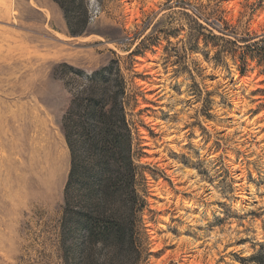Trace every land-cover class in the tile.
Wrapping results in <instances>:
<instances>
[{
    "label": "rangeland",
    "instance_id": "rangeland-1",
    "mask_svg": "<svg viewBox=\"0 0 264 264\" xmlns=\"http://www.w3.org/2000/svg\"><path fill=\"white\" fill-rule=\"evenodd\" d=\"M86 4L87 29L71 36L53 0H0V264H65L78 243L62 240L60 125L80 85L59 66L89 75L117 57L148 167L145 264H257L264 62L244 46L264 37V0Z\"/></svg>",
    "mask_w": 264,
    "mask_h": 264
},
{
    "label": "trees",
    "instance_id": "trees-1",
    "mask_svg": "<svg viewBox=\"0 0 264 264\" xmlns=\"http://www.w3.org/2000/svg\"><path fill=\"white\" fill-rule=\"evenodd\" d=\"M53 1L64 14L68 33H85L86 0ZM244 47L250 59L264 62V37ZM59 67L72 72L80 85L60 125L70 153L62 240L78 236V243L65 249L64 263L145 264L142 214L149 206L148 167L140 162L145 153L133 114L137 88L122 72L119 57L89 75L65 63ZM126 70L132 71L131 64ZM254 261L264 264V255Z\"/></svg>",
    "mask_w": 264,
    "mask_h": 264
}]
</instances>
